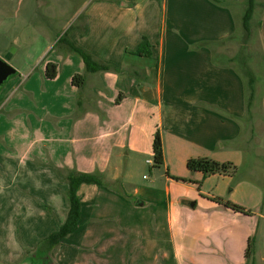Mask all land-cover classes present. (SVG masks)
I'll return each instance as SVG.
<instances>
[{"label": "crops", "instance_id": "crops-1", "mask_svg": "<svg viewBox=\"0 0 264 264\" xmlns=\"http://www.w3.org/2000/svg\"><path fill=\"white\" fill-rule=\"evenodd\" d=\"M226 1L91 0L85 25L67 40L110 66L97 72H86L83 58L67 42L46 40L33 47L0 39L1 60L16 69L0 86V219L6 211L16 223V242L7 243L0 232V256L17 264L28 255L39 264H79L87 257L94 264H159V258L180 264L175 234L193 227L200 209L213 213L207 231L248 216L213 199L238 203V186L229 193L216 186L207 195L197 188L211 179L219 184V176L233 177L191 174L187 167L192 157L227 161L243 151L235 130L249 117L248 90L240 89L237 67L231 65L235 55L215 51L227 57L220 61L207 46L217 50L237 38L244 11L233 7L243 1ZM258 20L264 51V8ZM181 25L186 36L178 35ZM144 36L150 56L136 52ZM50 62L57 64L54 78L46 76ZM77 73L86 76L82 87L73 83ZM261 104L264 112V98ZM222 110L230 122L222 119ZM157 131L165 156L160 168L168 173L165 189L156 181L142 186L131 179L134 170L153 166ZM225 140L229 145L219 144ZM71 170L96 173L101 183L80 186L79 228L52 245L48 237L68 216L63 176ZM24 221L32 222L26 234ZM210 252L207 262H218L219 255Z\"/></svg>", "mask_w": 264, "mask_h": 264}, {"label": "rangeland", "instance_id": "rangeland-1", "mask_svg": "<svg viewBox=\"0 0 264 264\" xmlns=\"http://www.w3.org/2000/svg\"><path fill=\"white\" fill-rule=\"evenodd\" d=\"M91 0H0V23L6 25L7 29L0 28V39L4 37L15 41L16 45L26 46L45 43L46 40L57 43L59 38L68 31V35H71L72 31L76 27H82L85 25L84 10L86 5ZM214 1V0H213ZM240 4L238 9L234 6L235 11H244L245 0ZM260 4L258 7V13L255 14V21L257 22L264 8V0H257ZM219 2V1H218ZM184 20V14H181ZM169 20V26L172 23ZM180 32L178 35L186 36L185 29L180 26ZM161 34V30H158ZM169 36H171V30L169 29ZM255 36L251 40L248 48V53L245 55V63L251 69L253 75L256 76V89L254 99L252 101V108L250 111L247 108L249 117L245 120V124L241 125V128L235 130L237 144H239L243 151L239 156H232L239 170L235 177L225 178L219 176V184L216 179H211L206 182L200 188L202 193L207 195L209 192H213L216 186L219 187V191L229 193L236 186H238L237 194L235 195V202L241 205L247 210H250L251 214L247 217H237V221L233 223H224L219 217V223L223 224L222 227L207 231L204 229V225L210 223L213 219V213L208 210L200 209L198 211L199 216L194 219L192 226L184 233H176L177 247L179 248L178 260L183 263L180 264H196L199 261L203 264H211L207 262L212 259L210 253L214 251L216 255H219L218 262L211 261L212 264H243L246 262L245 251L248 247L250 237H254V248L250 261L254 264H264V112L261 107V101L264 98V56L261 38L259 36V27L257 24L254 26ZM242 33V20H238L237 38L228 42L227 44L218 46L217 50L214 45L210 43L207 45L211 52L219 51L235 55L240 49V37ZM60 44H57V47ZM56 46V45H55ZM56 50V49H55ZM53 50L49 53V56L55 53ZM159 48L156 49L158 52ZM216 53V52H215ZM214 54V53H213ZM215 54V59L220 61H227L225 55ZM2 58H0L1 60ZM241 58L231 62L232 66L237 68L233 69L238 73L240 78V89L244 91L248 90V75L243 69V63ZM12 78L14 75H10ZM245 87V88H244ZM242 93V92H241ZM221 116L224 121L230 122V114L226 111H221ZM229 130H233L229 127ZM221 136H226L227 131L223 129ZM221 145H229L228 141H222ZM140 163L139 165H141ZM143 166L145 163L143 162ZM143 174L150 177L148 180L143 179ZM166 169H158L154 166L143 167V169H136L132 172L131 179L136 185H152L151 183L156 181V185L160 189H165V181L167 178ZM170 174V173H169ZM154 185V184H153ZM174 185V184H173ZM180 185V184H179ZM186 186L187 184H181ZM177 186L176 184L174 185ZM182 187V186H181ZM197 190V189H196ZM7 215V217H6ZM9 213L4 212L0 219V232H3L2 238L9 244L13 245L16 242V223L8 220ZM191 222V220H189ZM24 232L32 222L24 221ZM118 223V222H117ZM156 224V220L154 222ZM150 222H146L148 227ZM119 230H124L123 226H118ZM130 229V228H128ZM178 229V228H177ZM204 229V232L202 230ZM18 230V229H17ZM129 231V230H128ZM184 234V235H183ZM26 239V237H25ZM28 239V236H27ZM213 248V249H212ZM211 249V250H210ZM215 249V250H214ZM164 253H161L162 257ZM86 255V254H85ZM88 255H90L88 253ZM30 256V255H28ZM1 264H17L13 262L12 257L6 258L0 256ZM222 258L224 260L222 261ZM12 259V260H11ZM25 259V258H24ZM23 259V260H24ZM37 259V258H36ZM159 264H163V258H159ZM22 261V260H21ZM243 261V262H242ZM79 264H94L96 263L91 257H87ZM20 263V262H18ZM59 263V262H58ZM35 264H39L36 260ZM46 264H54L53 261L48 260ZM173 264V263H170Z\"/></svg>", "mask_w": 264, "mask_h": 264}, {"label": "trees", "instance_id": "trees-1", "mask_svg": "<svg viewBox=\"0 0 264 264\" xmlns=\"http://www.w3.org/2000/svg\"><path fill=\"white\" fill-rule=\"evenodd\" d=\"M223 4H228L229 1L226 0H217ZM260 6L257 0H245V8L242 15V33L240 37V49L237 55L230 59V61H234L236 59L241 58V63H243V69L245 73H249L248 75V110L250 111L252 106V101L255 95L256 89V76L253 75L249 66L245 63V55L248 53V46L255 36L254 26L257 24L260 27L261 21H255V12L256 9ZM68 31H65L64 34L59 38L58 42H67L70 47L73 49L74 52L79 54L85 63L86 72H97L101 70L110 69V66L104 62L98 61L95 57L86 51L85 49L79 47L78 45L74 44L72 41L67 40ZM235 37V36H234ZM248 51V52H247ZM137 53L141 55H152L151 51V43L149 39L144 36L142 42L140 43L139 47L136 50ZM264 56V52H263ZM57 75V64L54 62H50L47 64L46 68V76L48 78H54ZM86 76L84 73H77L73 77V83L78 87H82L85 84ZM121 98H118L117 101H120ZM153 166L156 168H160L165 163V156H164V146H163V139L161 136L160 131H157L154 137L153 143ZM187 167L191 174H194L197 171L202 172L205 176L211 174H221V175H228L231 177H235L239 167L238 165L230 160L227 161H219L207 156H200V157H192L187 162ZM175 179L184 181V182H194L192 177H178L173 176ZM65 182L68 184V189L66 191L67 201L69 203V212L65 223L55 232H53L49 237L48 240L52 245L59 244L64 237L68 234L72 233L73 231L79 228V222L81 219L82 214V202L79 197L78 191L80 186L83 183H101V178L98 174L94 173H86V172H79L75 170H71L67 172L63 176ZM200 185V184H199ZM219 205L225 206L227 208H231L234 211L251 214L250 210L245 209L241 205L229 200L224 199L221 197L213 198ZM254 237H250L248 242V247L245 251L246 262L243 264H254L250 261L253 253L254 248Z\"/></svg>", "mask_w": 264, "mask_h": 264}, {"label": "water", "instance_id": "water-1", "mask_svg": "<svg viewBox=\"0 0 264 264\" xmlns=\"http://www.w3.org/2000/svg\"><path fill=\"white\" fill-rule=\"evenodd\" d=\"M16 69L7 61L0 60V86L3 85L9 78L10 75L14 74ZM33 255L27 256L19 264H35ZM1 264V263H0Z\"/></svg>", "mask_w": 264, "mask_h": 264}, {"label": "built area", "instance_id": "built-area-1", "mask_svg": "<svg viewBox=\"0 0 264 264\" xmlns=\"http://www.w3.org/2000/svg\"><path fill=\"white\" fill-rule=\"evenodd\" d=\"M149 163H152V160H148Z\"/></svg>", "mask_w": 264, "mask_h": 264}]
</instances>
